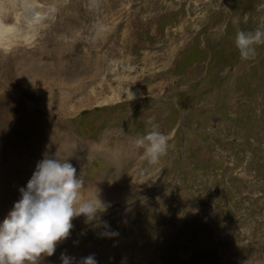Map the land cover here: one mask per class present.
Instances as JSON below:
<instances>
[{"label":"rangeland","instance_id":"1","mask_svg":"<svg viewBox=\"0 0 264 264\" xmlns=\"http://www.w3.org/2000/svg\"><path fill=\"white\" fill-rule=\"evenodd\" d=\"M41 2L56 9L53 18L43 23L54 34L40 42L37 37L33 47L24 46L27 57H32L26 67L41 68L53 56L72 71L56 81L40 76L38 94L20 99L26 107H35L37 114L51 117L49 128L72 135L73 147L81 154L69 156L47 141L49 145L34 144L39 146L38 155L29 153L33 145L26 141L20 124L30 113L22 114L23 118L15 116L17 111L9 114L7 96L17 92L1 85L0 221L20 198L19 189L26 186L36 163L55 154L73 163L83 186H99L103 191L106 182L125 183L124 190L99 194L110 204L101 219L118 231L119 242L113 241L114 236H106V241L100 235L104 226L85 223L81 214L72 219L70 235L58 242L57 255L44 257L39 264L51 258L48 264H61L64 250L94 244L99 237V244L104 241L110 247L125 239L124 252L131 255L125 259L118 253L117 260L108 263L103 254L86 252L94 253L98 264H129L130 260L132 264H182L193 253L199 264H264V243L254 247L264 230V44L256 45L258 55L250 60L241 58L235 44L238 30H251L264 22V0ZM140 17L148 26L134 33L138 27L134 19ZM46 89L51 90L52 109L38 98L45 97ZM126 90H137L138 97H123ZM112 91L119 93V102L95 106ZM153 124L168 138V150L156 163L135 145L139 136L153 130ZM114 141L117 146L111 154L106 150ZM91 198L94 194H81V199ZM190 212L195 216L189 217ZM215 212L227 214L214 224L230 238L222 244L214 239L196 241L200 219ZM174 213L183 219L173 220L168 232L164 226L157 244L130 246L136 234H140L137 242H142L154 234L159 218L165 222ZM145 222L150 225L144 232ZM178 238L187 240L190 248L181 256L179 248L172 246ZM112 251L107 253L115 256ZM247 253L260 254L252 258Z\"/></svg>","mask_w":264,"mask_h":264},{"label":"bare ground","instance_id":"2","mask_svg":"<svg viewBox=\"0 0 264 264\" xmlns=\"http://www.w3.org/2000/svg\"><path fill=\"white\" fill-rule=\"evenodd\" d=\"M43 4H42L41 0H0V86L1 85H6L7 87L11 86L9 89L13 88L17 92V96L16 95L12 96V94H13L12 92H11L12 93L11 95L7 96V100L11 101L10 102L11 107H10V109L7 110L9 114L12 115V114H14L13 113L14 111H17V115H15V116L21 118L22 114L25 115L27 112L30 113V115L28 114V118L23 120L20 124V126H24L23 130L24 129L26 130V135H25V136H27L26 141L29 144L33 145L32 149L31 150L29 149L30 151L28 150L29 153H31L32 155L35 154L33 156H36V154L38 155V147L39 146L34 145V144H37L38 142H39V144H41V143L44 144L47 141L49 144H52L53 146L55 145L56 148L58 146L60 151L64 150L66 152L65 154H68L69 156L71 154H74V153H79V155H80L81 151L79 152L77 147H76V149H74V147H73V140L74 139H73L72 135L67 134V133L66 134L61 133V132L58 133L53 128H49L48 126H50V125H48V124L53 123L52 118L49 116L41 115L40 113L37 114V110H34V109H36L35 107L32 106L34 109H32L31 107L30 108L26 107L25 106L26 104H24V102H21V99H20L21 97H24V95H26L30 98L31 97L34 98L38 94V91L40 90V88H38V83L42 82V80H40V76L44 75V77L46 76L45 78H49L51 80L56 81L57 78H60L64 73H67L68 75H70L71 71H72V70L70 71V69L68 70V68H63L61 61H58V59L54 60L53 56L51 58L52 60L45 62L41 68H38L37 66L33 67V68L26 67L29 60L32 57H27L28 51L26 50V48L24 46L33 47V46H35L33 44L37 40V37H40V39H39V42H40L43 39L50 40L51 36L54 34L52 29H50V28L46 29L45 28L46 25L43 26V23H44V20L46 18H53L56 9L51 7L50 3H49V6L48 5L45 6ZM47 4H48V2H47ZM64 14H65V12H64ZM134 25L138 26L136 29L137 31L135 30L136 32H134V33H139L140 29H142V31H146L148 23L144 19V17H140V18L134 19ZM54 36H56V34ZM140 41H141V45L145 44L144 41H142V40H140ZM36 45H38V44H36ZM35 48L30 50L29 52L30 53L34 52L36 50ZM40 48H41V45H40ZM172 52L176 53L175 51H172ZM169 53H171V52H168V54ZM166 57H167V55H166ZM144 60H146V59L144 58ZM62 61H63V59H62ZM147 63H152V61L151 62L147 61ZM51 77H53V78H51ZM66 78L67 77H63L62 79H66ZM150 78H148V79L150 80ZM143 79H144V77H143ZM45 81H46V79H45ZM137 82H139V81H137ZM129 91L135 92L136 93L135 98L138 97L137 96V92H138L137 90L136 91L135 90L124 91L123 97L130 99V96L128 95ZM118 94L119 93H117L116 91H114V92L112 91L109 96H106L105 98H103L95 106H101V105H105L108 103L112 104V103L119 102L120 99H122V98ZM50 96H51V90L46 89L45 90V97L38 96V98L45 101L44 103H42L41 100H39L42 104L47 105L44 107H46V108L49 107L50 109H52V106H50V104H48V103H50V100H49ZM42 104H40V105H42ZM53 104H54V102H53ZM56 109H57V107H56ZM29 110H31L32 112ZM35 112L37 115L34 114ZM39 116H40V118H38ZM58 128H60V127H58ZM58 128H57V130H58ZM60 130L61 129H59V131ZM104 141H105V139H104ZM104 141H103L102 145L99 146V149H103ZM48 143H46V144H48ZM116 146H117V143H115V141H114L113 147L111 146L112 148L108 149L106 151H109V153L113 154L112 151H115ZM72 149H74V152ZM57 150H58V148H57ZM47 151H48V149H47ZM55 152H57V151H55ZM24 158H26V157H24ZM60 159H62V158H60ZM34 160H35V157H34ZM27 161H28V159H27ZM29 162H32V160ZM81 162H82V160H81ZM24 163H26V162H24ZM26 165L29 166L27 163H26ZM117 167H118V165H117ZM12 169H13V167H12ZM14 169H15V167H14ZM117 172H118V170H116L115 172H112V174H115V173L117 174ZM115 177H117V176L115 175ZM104 186H107V187H105L103 189V191L100 188L98 189L99 186L96 187L95 189H91V188H88L86 186H83L81 189V194L82 195H90V194H94L97 190L99 191V194L101 191L106 192V191L122 190L123 187H125V183L124 182H118V181H114L113 183H107L106 182ZM195 213L193 212L188 216L189 217L195 216L194 215ZM223 214L224 213H220V212H217V214L215 212L214 215L204 214L203 215L204 220L201 221V219H200V221L198 223V225L200 226L199 231L196 232L197 235L194 234L195 240L199 241V242H201V241L207 242V241H211V240L213 241V239H214V240H218V244H222V241H223V243L228 241V238H230V237H228V235L226 233L223 234L221 232H218V231H220L221 228H219V225L214 224L215 222H222L224 219L227 218V214L225 217L223 216ZM144 216H145V218H147V214H144ZM181 217H180V215H177L176 213H174L173 216L171 218H169L168 220H165V222H162L161 218H159L160 224L159 225L154 224V228L152 229L154 234H152V235L148 234L150 237L146 236V239L142 240V242L141 241L137 242V239L140 237V234H136L137 238L135 239L134 243L130 242V246L132 248H137V247L145 246L149 242H154L155 244H157V241H160V239H162L161 233L163 231V227L165 226L166 230L168 232L170 230L171 226H173V223H171V222L173 220H177V219L179 221V218H181ZM186 217H184V218H186ZM181 219H183V218H181ZM119 222L122 223L123 220H119ZM135 223L136 222H132L133 228L137 227L135 225ZM145 224L142 223V225H141V226H144V229H145L144 232L148 229V227L150 225L149 222H145ZM223 225L224 224L222 223V226ZM141 226H139V227H141ZM156 234H157V236H156ZM260 234L262 235V236L261 235L259 236L260 241L256 240L257 243H255L254 247H258V246L260 247L261 243H264V230H262V232ZM201 235H202V238H201ZM107 237L105 236L103 238L109 242V238H107ZM114 237L112 238L113 241L118 243L119 242L118 238L117 237L114 238ZM132 237L133 236L130 235L129 239H131ZM163 239H165V238H163ZM97 240L94 242V244H88V245L79 244V245L67 248L68 250L67 249L64 250V253L75 258L73 260V264H78V262L80 261L81 258L88 256L87 255L88 253H86L88 251L89 252L94 251L96 253L103 254L105 256L104 259H106L108 263L112 262L114 260H117L116 256H118V253L119 254L121 253L122 257L125 259L127 258V256L131 255V253H129L128 251L126 254L124 252L125 243L123 241L125 239H122L123 241L121 242V245L114 244L111 247L107 246V244L104 243V241H102V240H100V241H102V243L99 244V241H97ZM186 243H187V240H181L178 238L177 240L174 241V243H172V246H177V248H179L178 253L180 255L182 252H184L183 250H185V251L190 250L189 245H187ZM90 245H92V247H95V248L92 249V247H89ZM152 248H153V246H152ZM262 248L264 249V245H262ZM112 250H114L115 256H112L109 253H107V252L112 251ZM203 251L205 252L206 250H203ZM57 253H58V250H55V252L52 254V257L57 255ZM155 253H153V254H155ZM260 253H256V254L258 255ZM92 254H94V253H92ZM256 254H250L249 255L247 253L246 255H248L249 257H252V258L253 257L256 258ZM248 256H247V258H248ZM45 257H49V256H45ZM99 257H101V256H99ZM154 258L162 259V258H158V257H154ZM177 258H178V256H177ZM51 259L48 260V262L46 264H48L51 261ZM248 259H250V258H248ZM174 260H177V259H174ZM194 260H196V259H195V255L193 253L192 255H189V258L186 259V261L183 262L182 264H197V263L199 264V261H198L199 259H197L195 262H194ZM97 261H99V260L97 259ZM139 262L143 263L142 260ZM166 262L167 261H163L162 264H166ZM169 263H171L170 260H169ZM129 264H132L131 260H130Z\"/></svg>","mask_w":264,"mask_h":264},{"label":"clouds","instance_id":"3","mask_svg":"<svg viewBox=\"0 0 264 264\" xmlns=\"http://www.w3.org/2000/svg\"><path fill=\"white\" fill-rule=\"evenodd\" d=\"M235 44L240 56L250 60L258 55V44H264V22L251 30H238ZM130 100L136 96L129 91ZM151 131L135 140L138 148L145 150L150 162L156 163L168 150V138L153 124ZM83 180L77 168L65 158L45 155L39 160L21 187L20 198L14 202L7 216L0 221V264H39L45 256H51L58 242L66 239L73 228L72 219L81 214L85 223L96 221L95 227L104 226L102 236H116L100 214L110 206L99 195L81 199ZM195 211V210H194ZM75 258L61 254V264H73ZM78 264H98L95 254L80 259Z\"/></svg>","mask_w":264,"mask_h":264}]
</instances>
